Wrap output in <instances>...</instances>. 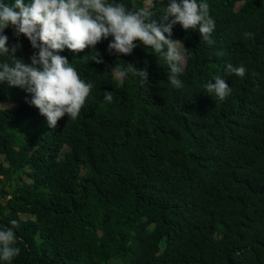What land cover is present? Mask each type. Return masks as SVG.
<instances>
[{
	"label": "trees",
	"instance_id": "obj_1",
	"mask_svg": "<svg viewBox=\"0 0 264 264\" xmlns=\"http://www.w3.org/2000/svg\"><path fill=\"white\" fill-rule=\"evenodd\" d=\"M124 3L159 23L167 0ZM208 3L213 45L172 27L189 55L182 89L159 53L109 54L103 39L102 63L82 58L88 47L61 53L95 81L75 120L49 128L31 94L0 84V226L19 222L21 248L12 264H264V0ZM18 39L15 58L29 63L34 50ZM117 63L146 69L148 84L114 79ZM214 75L233 89L222 101L202 88Z\"/></svg>",
	"mask_w": 264,
	"mask_h": 264
},
{
	"label": "clouds",
	"instance_id": "obj_2",
	"mask_svg": "<svg viewBox=\"0 0 264 264\" xmlns=\"http://www.w3.org/2000/svg\"><path fill=\"white\" fill-rule=\"evenodd\" d=\"M147 2L149 7L154 0ZM162 13L158 23L151 18L150 8L126 6L124 0H0V84L31 94L26 103L38 109L49 128H54L65 114L75 120L95 81L83 78L61 53L65 49L76 53L88 47L91 55L82 58L99 64L103 60L95 45L103 39L108 41L109 54L130 55L139 45L159 53L167 64V82L174 89H182L180 76L189 55L182 41L171 38L173 25L179 23L185 30L198 31L201 40L210 46L215 43L212 33L219 18L210 14L208 0H167ZM8 28L17 38L14 44H9L5 33ZM21 34L34 50L29 63L22 57L15 58L21 48ZM252 35L243 33L244 37ZM245 71L243 64L226 63L224 67L225 74L238 77H243ZM109 73L120 81L131 74L141 85L148 84L146 69L132 63H117ZM202 88L221 101L233 90L221 75L212 76ZM113 95V91H104L103 100L111 103ZM0 106L6 110L9 107ZM9 225L0 226V264H12L21 253L15 235L19 222L13 219Z\"/></svg>",
	"mask_w": 264,
	"mask_h": 264
},
{
	"label": "rangeland",
	"instance_id": "obj_3",
	"mask_svg": "<svg viewBox=\"0 0 264 264\" xmlns=\"http://www.w3.org/2000/svg\"><path fill=\"white\" fill-rule=\"evenodd\" d=\"M151 5V4H150Z\"/></svg>",
	"mask_w": 264,
	"mask_h": 264
}]
</instances>
